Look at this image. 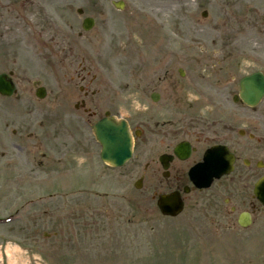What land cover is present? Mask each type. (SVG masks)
I'll return each instance as SVG.
<instances>
[{
    "label": "rangeland",
    "instance_id": "obj_1",
    "mask_svg": "<svg viewBox=\"0 0 264 264\" xmlns=\"http://www.w3.org/2000/svg\"><path fill=\"white\" fill-rule=\"evenodd\" d=\"M111 1L0 0V73L12 71L16 84L14 95L0 96V264H264V206L252 194L257 176L245 183L235 171L188 194L178 216L163 217L155 196L166 185L155 164L144 170L158 149L137 139L132 158L111 167L99 158L91 120L72 106L85 90L100 111L109 108L132 127L145 114L150 122H174L166 98L236 108L240 77L264 71V0H123L122 10ZM85 16L94 18L88 31ZM34 80L46 89L41 100L33 97ZM152 91L162 100L152 103ZM52 96L65 98L81 144L61 164L44 165L38 151L47 148H29L32 140L20 143L19 136L40 132L45 113L37 104ZM254 109L261 117L264 100ZM243 210L252 212L247 228L235 220Z\"/></svg>",
    "mask_w": 264,
    "mask_h": 264
},
{
    "label": "flooded vegetation",
    "instance_id": "obj_2",
    "mask_svg": "<svg viewBox=\"0 0 264 264\" xmlns=\"http://www.w3.org/2000/svg\"><path fill=\"white\" fill-rule=\"evenodd\" d=\"M85 69L86 67H83L82 71ZM79 77L82 82L86 80V75ZM160 100L162 98H159ZM165 100L167 102L166 112L174 117L178 115L174 122H150L151 114H145L148 115L146 117L148 120L143 121L144 123H141L139 129L132 128L133 133L135 131L139 133L141 146H155L158 149V152L144 164L145 171L153 163L157 174L162 176L164 170L158 158L162 154L169 156L167 177L161 178L163 181L161 183L166 185L165 192L179 191L185 203V196L195 190L188 180L187 168L191 164L199 162L204 151L211 147L228 150L234 158V169L239 171L238 177L241 182H250L258 174L259 165L264 168V113L259 117L254 108H248L240 100L236 101L234 98L231 100L237 107L229 111H225L222 106L210 98H194L187 103L183 101H186L185 98H166ZM64 101L65 98L52 96L43 107V111L48 116L46 117L47 121L39 124L40 133L28 132L26 137L21 136L20 133V140H34L30 144V148L41 146L47 148V152H41L45 164L60 163L62 158L66 161L68 146L72 144L69 153H74L71 150L79 149L78 146L81 144L80 139L78 140L72 133L66 132V122L64 121L66 113L60 110L61 107L59 108L60 103ZM192 103L197 104L194 117H192ZM75 109L81 110L88 117H97L100 109L98 98H78ZM181 114L186 121L178 120ZM166 126H172L174 134L169 132L170 128L164 130L163 128ZM13 134L16 135V130H13ZM70 141L71 144H67ZM135 142L136 140L134 144ZM182 144L189 150L185 159L179 157L184 154L182 150H179V155L174 152V149ZM13 145L21 149L20 146ZM261 153H263L262 156H259ZM39 163L42 164L40 160ZM184 188L188 189V193L183 192ZM235 210L236 205L234 206ZM230 212L233 214L232 211Z\"/></svg>",
    "mask_w": 264,
    "mask_h": 264
},
{
    "label": "water",
    "instance_id": "obj_3",
    "mask_svg": "<svg viewBox=\"0 0 264 264\" xmlns=\"http://www.w3.org/2000/svg\"><path fill=\"white\" fill-rule=\"evenodd\" d=\"M116 8H122V1H113ZM80 11V10H79ZM84 29L92 26V20H84ZM14 86L5 74L0 75V93L10 95ZM239 95L248 105H256L264 95V75L257 71L246 75L240 80ZM93 132L101 145L100 157L103 161L113 166H120L131 157L132 138L127 122L123 119L116 120L113 117H105L93 126ZM225 153L210 151L204 158V162L198 164L190 171V177L198 187H206L214 177H219L228 168ZM254 195L264 204V176L254 185ZM157 206L163 214L176 215L182 209L181 201L172 193L161 195L157 200ZM239 223L246 226L249 217L241 215Z\"/></svg>",
    "mask_w": 264,
    "mask_h": 264
}]
</instances>
